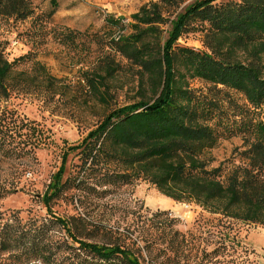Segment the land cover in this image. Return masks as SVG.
Listing matches in <instances>:
<instances>
[{
    "label": "trees",
    "instance_id": "obj_1",
    "mask_svg": "<svg viewBox=\"0 0 264 264\" xmlns=\"http://www.w3.org/2000/svg\"><path fill=\"white\" fill-rule=\"evenodd\" d=\"M184 1L157 0L143 5L131 15L128 34H120L126 23L104 17L106 25L118 30L109 48L136 69L137 99L110 110L79 143L63 151L61 164L40 197L47 219L38 226H21L15 218L0 221V252L9 254L6 264L38 260L39 264H63L50 258L53 253L47 241L54 229L74 245V251L101 264H177L184 257L188 264L195 262V251H189L196 248L200 233L187 239L173 228L175 221L165 212H149L139 217L134 227L127 226L124 238L129 240V248L116 242L85 241L81 238L88 225L84 217H61L51 210L52 201L65 193L71 192L78 200L79 195L97 194L103 188L104 196L111 188L137 180L171 200L195 204L228 230L229 220L264 226V0H193L169 22L161 42L160 28L168 22L162 17V6L173 8ZM32 14L30 0H0V19L23 21ZM53 14V10L46 13L45 21ZM69 32L73 37L66 36V42L73 43L77 33ZM189 32L202 34L205 51L176 45L177 39ZM27 64L35 74L33 79L16 71ZM103 65L102 72H85L80 77L89 95L101 103L109 96L108 80L119 69L109 58ZM16 72L23 86L27 80L58 86V80L31 55L8 60L0 43L1 96L8 97ZM193 79L239 94L245 109L237 107L234 119L223 120L215 100L190 87ZM11 130L0 123V150L15 143ZM224 134L238 136L242 150L239 163L221 177L220 168H207L204 155ZM70 154H76L82 164L73 178L63 180L64 163ZM99 165L103 172L92 182L87 172ZM106 232L123 236L110 228ZM227 233L217 231L214 248L204 251L216 264H238L225 258ZM190 243L191 249L186 250ZM68 264L82 261L76 256Z\"/></svg>",
    "mask_w": 264,
    "mask_h": 264
},
{
    "label": "rangeland",
    "instance_id": "obj_2",
    "mask_svg": "<svg viewBox=\"0 0 264 264\" xmlns=\"http://www.w3.org/2000/svg\"><path fill=\"white\" fill-rule=\"evenodd\" d=\"M156 1L30 0L33 14L28 19H0V43L5 47L6 58L12 60L29 54L58 80L56 88L39 81L28 83V80L25 83L28 86L24 88L16 72L11 79L13 89L9 90L8 97L0 95V123L12 129L11 138L15 141L0 150L1 222L15 218L21 226L29 223L38 226L47 219L40 197L59 168L63 151L79 143L110 110L136 101V69L109 48L118 30L111 29L103 19L110 16L124 21L126 24L120 29V34H128L131 32V15L143 5ZM192 1L186 0L173 8L162 6V17L168 22L160 26L161 42L166 37L169 22ZM51 10L54 12L53 18L46 22L44 17ZM71 30L77 36L73 38V43H67L65 37H73L69 32ZM201 41V33L189 32L177 39L176 45L205 51ZM238 55L245 57L244 54ZM107 58L119 69L108 80L109 96L105 103H101L89 95L80 77L85 72H102ZM16 71H23L25 76H29L28 79L35 76L30 64L20 65ZM189 84L215 100L217 112L222 115L221 118L224 117L223 120L234 119V113L239 110L237 107H246L244 99L231 90L220 86L215 88L195 79L189 80ZM222 129L219 126L218 131ZM241 150L242 140L238 136L222 135L204 155L207 168H220L219 173L224 177L231 166L239 163ZM64 164L63 180H69L77 174L82 163L76 154H70ZM101 166L87 172L90 181L98 180L103 172ZM51 210L61 217H84L88 225L81 231V238H85V241L98 244L116 242L129 248V240L124 238L126 227H134L139 223V217L143 218L149 212H165L175 221L173 228L185 234L187 239L192 234L200 233L195 241L196 248L189 251L191 254L195 251L196 255L193 257L195 262L191 264L217 263L215 259L206 257L204 251L210 252L214 248L220 229L221 234L228 232L226 260L235 259L238 264H264V226L229 220L228 230L215 220V216L195 204L171 200L144 181L137 180L130 185L111 188V192L104 196L102 188L97 194L79 195L78 200L73 199L71 192L65 193L52 201ZM109 228L113 232L117 230L123 233V236L106 232ZM55 231L49 234L47 244L50 247L44 242L45 247H49L53 253L51 259L68 264L77 256L82 264H101L90 255L74 251V245L61 232ZM187 247L186 250L191 249V243ZM8 255L0 252V264L9 262ZM38 261L27 264H39ZM177 264H188L187 258H182Z\"/></svg>",
    "mask_w": 264,
    "mask_h": 264
},
{
    "label": "built area",
    "instance_id": "obj_3",
    "mask_svg": "<svg viewBox=\"0 0 264 264\" xmlns=\"http://www.w3.org/2000/svg\"><path fill=\"white\" fill-rule=\"evenodd\" d=\"M121 22H122L123 24H125L124 21H121Z\"/></svg>",
    "mask_w": 264,
    "mask_h": 264
}]
</instances>
